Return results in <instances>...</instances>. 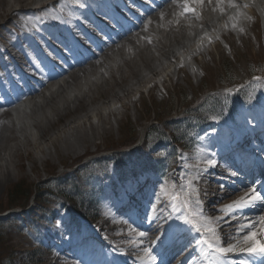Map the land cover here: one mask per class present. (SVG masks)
Segmentation results:
<instances>
[{"label": "rangeland", "instance_id": "obj_1", "mask_svg": "<svg viewBox=\"0 0 264 264\" xmlns=\"http://www.w3.org/2000/svg\"><path fill=\"white\" fill-rule=\"evenodd\" d=\"M19 1L21 0H5L3 5L5 11L11 13ZM26 1L28 2L27 8L32 9V5L37 4L39 6L48 0ZM227 2L228 0H224L223 4ZM214 8L217 9L216 0H212L211 4L205 0L204 5H200L196 13L201 14L209 9L212 11ZM29 13L23 16L19 14L11 21L0 17V35L15 40V38L21 37V30L29 32L28 27L22 29L21 26L14 25L15 21L25 22L26 19H28V24L26 22L25 24L30 25V20L35 22L43 14L33 11ZM183 16L185 15L176 17L174 24H168L161 20L159 24L155 25L156 35L155 33L151 37L147 35L146 38L136 36L135 45L127 46L125 53L115 56L107 67H103L97 78L93 79L92 76L91 80L89 78L88 80L90 82L95 80L94 85L104 84L103 80L110 79L111 73L118 77L129 70V66L140 68L139 77L130 76L124 82L112 84L114 86L111 85L110 90L100 91L98 97L96 95L93 100L84 101V104L75 110L73 104H69L68 110H71L66 115L58 117L59 119L53 116L49 118L55 119L54 122L56 123H53L54 125L46 132L47 134L42 136L36 124L38 120L41 121L46 118V115H50L52 111L49 107L38 109L29 102L27 104L30 105L29 108L20 109L24 120L3 109L6 112L0 114V125H10L13 134L11 131L5 132L7 137L12 135V138L2 142L7 148L5 147V151H0V210L13 206L9 196L14 187L20 186L22 191L30 193L36 187L38 189L39 185L44 187L43 183L49 181L47 179L50 176L56 174V180L47 183L43 190V197L41 199L39 197V200L32 203L26 214V217L29 218L19 215L18 210L15 209L13 212L17 214L0 221V264H26L35 259H41L40 264H49L52 261H57L56 264H83L84 259L82 257L76 259L70 257L73 254L70 252L72 247L69 248L70 250H65L63 254L58 252L59 248L69 246L77 239L82 240L81 251L84 250V246L86 249V245L94 249V244H96L102 249L103 261L104 257L109 254L107 256L109 257V264H138L132 259H140V255L143 253L133 248L141 244L143 239L137 240L135 243L131 239H121L122 241L117 242L119 240L118 226L115 225H119L122 221L119 222L115 219L112 221L109 219L112 217L106 214L111 213V206L115 204L116 197H120L119 186L124 189L140 186L139 190H141L143 188L141 184L147 180L146 177L151 178L150 183L154 181L153 187L156 191L151 199L145 198L146 202L150 200L151 205L149 206H152V203L161 196L167 198V202L164 203V199L157 208L158 226L163 227V224H167L168 221L173 224H180L185 217L199 225L204 217L209 219L215 217L216 220L220 221V226L231 222L237 225L238 219H244L245 215L241 214L227 220L221 219V217L229 211L226 209V205L243 195L249 190V187H244L242 191L237 192L234 199L227 198L217 201L214 205L207 204L205 197L203 199L198 198V192L204 188L209 189L205 185L208 176L200 171H206L207 167H212L207 163L210 154H212L208 148L211 144L222 145L220 140L222 142L234 140L239 129L251 128V121L254 119L258 123L260 116H262V110L264 111V33L260 29L250 33L239 31L238 29L243 28V26H238L237 30L230 28L223 35V42L218 40L208 42L206 49L209 53L204 51L197 53V47L193 41L187 42L183 48L191 49L192 47L194 52H191L194 64L188 67L182 65L178 54L169 57L166 52H163L158 57L159 51L163 50L156 40L163 38L161 39L163 42L169 41L171 37L167 32L168 28L174 27L176 40L172 42L170 48L174 51L181 48L182 41L184 43V40L191 35L190 29L197 27L195 22L193 23L191 19L185 17L186 20L184 21L189 23L190 27L181 32L178 25L181 24ZM33 39L36 40L35 37ZM19 40L20 43H9L8 45L4 43L3 38H0V51L3 49L15 51L20 46L25 47L27 41ZM149 41L155 45L149 44ZM194 43L196 42L194 41ZM196 45L199 46V44ZM167 49L169 50V48ZM182 50L183 53H186V48ZM153 56L158 57V59L151 62L154 69L152 71L147 67L144 68L140 59L141 57L149 59ZM110 57L111 54L109 59ZM73 87L69 88L72 93L68 91L66 96L69 99L81 97L82 87H78L76 91L72 89ZM209 93H211L210 96ZM45 95H50V92L46 91ZM34 98L39 104L44 102L41 95L38 96L37 94ZM207 99L209 100L208 105L217 110L213 113L214 115H228L229 118L225 121L227 125L228 121L235 122L233 132H226L218 125L217 127L209 125L201 128L208 120L206 117L202 116L192 120L189 115H185L188 112H195L196 115L202 113L206 109L203 102ZM248 102H255L256 106L252 105L250 109H247L243 104ZM3 114L7 115L2 116ZM176 117H181L185 121L177 120L178 123L169 125L167 120ZM157 121H161L165 128L166 126H168L167 128L170 127L168 135L173 137L172 140H178L175 145L171 144L172 146H170L167 142L161 141L160 134L157 136L150 134L149 127L156 124ZM71 122L74 123L71 124ZM34 124L37 127L34 128ZM181 136L187 139L185 141L186 147L191 145L194 140L200 144L194 149L188 151L185 149V154L179 156L178 153L183 150L180 141ZM86 140L91 142L86 143ZM132 142H136L134 147L129 149L133 151L132 155L122 157V162L130 164L129 167L136 168L137 164L142 163L144 159L152 162L160 160V169L165 172H157V175L154 174V176L147 174L141 180L128 178L123 184L118 185L117 183L118 186L113 190L112 186L117 182V179L114 166L109 159L103 160L101 163H89L86 167H83L81 163L76 164L87 156L89 159V157L93 158L99 154H106L108 150H124ZM140 142L141 144H139ZM127 150L125 149L124 152ZM67 169L75 172V174L59 179ZM126 169H128L127 166ZM7 171L10 175L7 174ZM193 189H195L194 192ZM189 201L190 203L186 206V202ZM21 203L22 201L17 204ZM35 205L41 211L36 210ZM197 208L204 210L202 212L203 217H197L196 220H193V216L198 213ZM72 212L77 214L80 228H84L81 236L78 234L74 236V239L73 235L76 233L72 228L73 223L70 222L67 229L63 230L55 226V223L60 226L61 221L69 220ZM35 215H39L43 220L38 228L32 219L36 217ZM93 215H98V220L94 223L88 222ZM260 215H264V209L258 215L254 214L255 217L252 219ZM163 219L166 220L162 221ZM93 226L116 227V231L112 228L108 233L109 237L113 238L110 241L114 242L118 251L109 247L113 243L107 241L106 244H102L91 237V234H95L93 231L89 233L90 229H95ZM153 227V235L148 238L149 243L154 241L158 234V229ZM138 230V233L135 232L133 236L139 234L140 230ZM159 231H163V228ZM204 238L201 236L193 239L190 242V248L186 251L182 250L170 264H178L193 249L196 252L195 259H201V261L193 263L194 258H191L189 264H206L208 261L205 259L204 252L201 251L202 248L207 250L206 246L202 244ZM260 238L262 239L255 245L264 247V236H260ZM102 241L105 242L106 240L102 239ZM125 248H129L131 252H126ZM95 253L98 254L97 250ZM119 254L126 255L124 256L126 259L120 257ZM155 254L159 256L158 252ZM59 257L62 260H59ZM225 257L230 264L240 260H251L252 264H264V260L249 257L246 253ZM90 260L91 256H87V262H94V260ZM149 261L150 258L146 260V263Z\"/></svg>", "mask_w": 264, "mask_h": 264}, {"label": "bare ground", "instance_id": "obj_2", "mask_svg": "<svg viewBox=\"0 0 264 264\" xmlns=\"http://www.w3.org/2000/svg\"><path fill=\"white\" fill-rule=\"evenodd\" d=\"M58 1L59 0H48L47 2H42V4L38 7V9L36 8V9L32 10V9H30V7H29V9L27 8L28 2L26 0H21L18 2V5L13 9V11L11 13H7L3 7L5 0H0V2H1L0 3V5H1L0 17H4L7 20L11 21L15 16H17L19 14L23 16V15L29 13L30 11H33L35 13L42 12L43 14H47L48 11L50 9H52L55 12H57L59 10L58 5H57ZM237 1H239V0H235V2H237ZM246 1H251L253 4H258L259 6L264 5V0H246ZM181 2H182L181 0H160V2L154 8H146V14L143 17H139L137 27H135L131 30H128V31H122L121 35L115 37L111 41L110 44L104 45L96 54L91 55L88 60H83L77 64L68 66L65 70H62L59 74H57L54 79H51L53 82H56L57 87L54 91H52L50 93V95H48V96L45 95L41 91L40 87L38 89L32 91L31 94H38V96L41 95L42 100L44 102L42 104H39L34 99L30 100L29 102L33 103L38 109L39 108L43 109L44 107H49L51 109V110L50 109L49 110L52 111L50 113V115H46V118H44L41 121L38 120V122L36 124L38 126V128L40 129L41 135L43 136L56 123V122H54L55 119H49V118H51V116H53L57 119L60 116L66 115L67 112H70L71 109L68 110V107L70 105L73 104L72 106H73V109L75 110L80 105H83L84 101H86V100L91 101L95 98L96 95L98 97V93L100 91L104 92V91L110 90L111 89L110 86L112 84H119L121 82H124L130 76H133L135 78L139 77L140 68L131 67V66H129L128 63H126L129 66V70H127L126 72H123L118 77H116V75L114 73L113 74L111 73V78L103 80L104 84L101 83L102 85L101 84L100 85H94L93 82L95 80L91 81V82L89 81V80H91L90 78L95 75V73L102 71L103 67H107L108 64L110 63V61H112V59L115 56L125 53V48L127 46L135 45L134 40H135L136 36H141L142 38H146L145 32L152 31V28L156 27L155 25L159 24V22L161 20L165 19L166 17H170L173 14V10H174L173 8L177 5H179V3H181ZM237 4H239V3H237ZM220 7L224 8V12H225L224 15H221V12L219 10ZM198 8H200V5ZM217 9L215 11L214 10L211 11V9H209L206 12H203L201 14L196 13L195 15L190 14V15L183 16L184 18L181 20V24L178 25L181 29V32L186 31L190 27L189 23L184 21V20H186L185 17H188V19H191V21L193 23L195 22V26L201 25L202 28L192 27L190 29L191 35L184 40V43H183V41H182V44L180 43L181 48L176 49V51H183L182 49L186 48V53L182 52L180 54L181 57H189L188 52L190 49H188V47L183 48L185 43L191 42V41H193V43H194V41H195L196 43L199 44L203 39H205V37L208 35L209 32L216 31V29H218V27L226 28L225 27L226 25H227V27H229V25L231 24V21L229 20V15H233L236 10L229 8L228 2L220 5L219 7L217 6ZM239 10L242 13V16L239 18V22H241L242 20H244L245 16H244L243 10H241V8ZM217 11H219V12H217ZM211 14H213V15H211ZM256 16H257L256 13L253 11L252 17L255 18V22L252 26L253 30H255L256 28H259V22H258ZM40 20H42V17L38 18V21H40ZM26 22H27V19H26ZM29 24H30V22H29ZM95 24H97V23H95ZM14 25L19 27L21 24L16 22ZM174 31H175L174 27L168 28L167 32H168V34H170V37H171V39L169 41L165 40L163 42V40H161L163 38L156 39V40H158L157 41L158 44L161 45V50H163V51H159L158 57L161 56L163 52H166L169 55V57H173V56H175V54H177L176 51H174L173 49L170 48L172 42L174 40H176V38L174 36ZM154 33H155V35L157 34L156 32H154ZM0 36H1L0 37L1 39L3 38L5 40L4 43H6V44L18 43V40H10V39H7L6 37L2 36V35H0ZM36 36L38 38H40L39 35H36ZM19 39L27 41V38L23 33H21V37ZM90 39L91 38H89V40ZM136 40H135V42H136ZM153 41H155L154 38H153ZM150 43L155 45V43H153V42H150ZM167 48H169V50ZM77 49L79 51H81L80 47H78ZM29 52H37V50H35V48L29 44L28 48H26V49L19 48L18 52L12 56H9L8 50H5L4 55L9 56L11 58L12 57L17 58V59L22 58L24 60V67L26 69H28V70L36 69L35 62L28 55ZM109 53L111 54L110 59H109V55H110ZM158 57L153 56L149 59L141 57L140 61L142 62L144 68L147 67L149 69H152V71H153L154 70L153 64L151 62L157 60ZM190 59H191V57H190ZM106 60H107V62H106ZM2 66H3V60H2V58H0V67H2ZM88 78H89V80H88ZM59 79H60V81H58ZM46 84H47V82H43L42 86H45ZM123 84H122V86H123ZM112 86H114V85H112ZM70 87H73L72 89L75 91L77 90L78 87H80V88L82 87V89L84 91L81 89L82 90L81 97H75V99L74 98L69 99L68 96H66V94L68 91H70V89H69ZM70 93H72V92L70 91ZM57 98H59V99L56 101ZM29 102H28V104H29ZM29 106L30 105H26L25 108H29ZM13 111H14V115L21 118V120H24V118L21 116L22 112L20 113V109H18L17 107H14ZM41 111H43V110H41ZM60 112H63V113H60ZM2 113H0V114H2ZM6 115L7 114H3L2 116H6ZM45 121H47V122L44 123ZM72 123H74V122H71V124ZM37 126H35V124L33 125L34 128ZM6 131H11V133H12L13 129L11 128L10 125L1 124L0 125V151H5L6 150L5 147L7 148V146L4 145L2 142L12 138V135H9L7 137V135L5 134ZM89 142H91V141L86 140V143H89ZM17 155H18V153H17ZM16 158H17V156H16ZM210 167H207L206 171L205 170L200 171L202 173L207 174L208 177H207V182L205 185H207L209 187V189L204 188L200 192H198L199 193L198 198L203 199L205 197L207 204L214 205L217 203V201L219 202V201L227 199V198L234 199L235 194L237 192L242 191V189L245 187L246 183L244 181L241 183L236 182L237 185H231V183L235 180V175L237 174L234 171L235 169H232V165H228V167L231 168V170L221 169L219 163L216 165H212L211 168ZM8 172L9 171H7V174L10 175V173H8ZM233 172H235L236 174L233 175L232 174ZM217 175L221 176V178H213V177H216ZM257 177H258L257 174H254L252 176L253 179H257ZM218 179H221V181ZM254 188L257 189L260 194L264 193V175L262 176L260 181L258 183H256ZM248 192L243 194L239 198L232 200L229 203V205L233 204L235 201L240 200L241 197L246 196L248 194ZM202 193H205V194H202ZM154 195L155 194L153 193V196ZM162 199H163L162 196L157 198V200H155L152 203V206H148V204H146V207L148 209L146 210L145 213H146V217L148 218V220L151 218L150 211L157 209L159 203L162 202L161 201ZM226 206H228V205H226ZM226 209H227V207H226ZM263 209H264V206L259 207L256 211L246 212V213H244V214H247L245 218H251L252 219L253 217H255L254 214L258 215L259 213H261V211H263ZM251 213H254V214H251ZM244 214H242V215H244ZM245 218L242 220H238V221L242 222L245 220ZM115 220L120 222V220H118V219H115ZM145 221H147V220H145ZM234 224L235 223L231 222V223H228V224L222 226V230L220 232L221 239L226 240V239H228L230 234L235 233L237 225H234ZM115 226H118L117 231H118L119 240L117 242L122 241L121 239H123V240L131 239L133 241V243H135L137 240L143 239V242L141 244L136 245L133 248L136 251L142 252L143 255L142 254L140 255V259L134 258L132 260L137 261V262H141V263H145L146 262L145 258L147 256H146L145 251L143 249H146L148 247H153V244L148 242V238H149V236L153 235L152 229L154 228L153 227L154 225L153 224L149 225L147 223V226H145L144 228H138V227H136L138 225L133 224V222H131V221H126V222L122 221V223H120L119 225H115ZM113 229L116 231V227H113ZM133 229H136V230L134 231ZM138 229L140 231H145V230L148 231V235L146 237H143V238L140 237L139 234L137 236H135V235L133 236V234L135 232H137ZM261 239L262 238H260V236H259L256 239L255 244L258 243V241ZM117 242H115V243H117ZM112 243H113V245H115L114 242H112ZM184 244H185V242L182 244L181 247H183ZM174 247H175V244H174V246L172 244L169 247L170 248L169 249L170 255L168 256V260H167L168 262H172L178 256V251L181 248V247H178L177 249H175ZM125 249H126V252L130 251L129 248H125ZM63 250H66V248H64ZM59 253L63 254L60 251H59ZM233 254H236V253H233ZM233 254H229V255H233ZM229 255H227V256H229ZM73 258L76 259L77 257L74 256ZM188 259H189V256L183 261L182 264H185V262ZM59 260H62V258L59 257ZM56 262L57 261H54V262L52 261L49 264H56ZM71 264H74V263H71Z\"/></svg>", "mask_w": 264, "mask_h": 264}, {"label": "snow or ice", "instance_id": "obj_3", "mask_svg": "<svg viewBox=\"0 0 264 264\" xmlns=\"http://www.w3.org/2000/svg\"><path fill=\"white\" fill-rule=\"evenodd\" d=\"M205 0H184V4L181 6V15H195L196 9L193 5H204ZM208 3L211 4L212 0H208ZM224 3V0H216V4L219 7ZM228 7L236 10L233 15H229V20L231 21V28L233 30H237L239 24V18L242 16L240 8H247L248 5H239L235 3V0H228ZM216 10L215 8L213 9ZM221 15H224V8H219ZM198 18V17H197ZM227 27V25L225 26ZM239 31L243 32V28H239ZM151 41H149L150 43ZM65 51L68 55L61 54L56 59L64 61V63H68L69 60L78 61L80 57L83 56V53L79 52L74 47H70L68 45L64 46ZM52 56H55V53H49ZM51 67H45L43 62L36 65L37 70L45 73L46 79H54L56 77L57 68H60L62 71V65H59L55 62L49 61ZM210 165H215L216 161L214 159H209L207 161ZM233 175L236 173L233 172ZM195 189H193V192ZM175 199V197H174ZM189 202H186L189 204ZM257 204L264 205V195L260 194L259 191L255 188L250 189L248 194L244 197H241L240 200L235 201L233 204L226 206L228 210H241L246 207H256ZM223 211V210H222ZM197 217H203V213H197L193 216V220H196ZM147 219V218H145ZM223 219V217H221ZM154 221H147L149 225H151ZM184 225L191 227H196L192 220H189L185 217L182 221ZM212 223H215L217 227H212ZM180 224H172L169 223L168 227L163 229V231L158 230V234L155 237V240L151 243L154 247H148L143 249L145 254L150 258L151 264H170V262L166 261L165 256L167 254V249L170 241L172 240V235L175 231L180 230ZM134 231L136 229H133ZM222 230V226H220V221L216 220L215 217L211 219L204 217L202 221H200V227L196 228V231L201 236L205 237L202 240V244L206 246L202 248L201 251L204 252L206 257H213L218 259L221 256H227L229 254H247L252 258H260L264 260V247H257L255 245V241L259 236H264V215H260L255 219L245 218L243 222L238 221L236 231L234 234H230L229 238L226 240L221 239L220 232ZM148 235V231H139L140 237H146ZM159 253L157 256L155 253ZM236 264H252L251 260H240L237 261Z\"/></svg>", "mask_w": 264, "mask_h": 264}, {"label": "trees", "instance_id": "obj_4", "mask_svg": "<svg viewBox=\"0 0 264 264\" xmlns=\"http://www.w3.org/2000/svg\"><path fill=\"white\" fill-rule=\"evenodd\" d=\"M203 104H204L203 106L206 107V109H204V111L202 112V116L205 113L213 114L214 112L217 111L215 108H213L210 105H208L209 104V100L208 99H207V101L203 102ZM157 123H160V122H157ZM149 131H150V134L152 136H157V134H160V136L162 137L163 140H167L168 135L166 133H167V131H170V129L169 128L161 129L159 125L154 124V125H151L149 127ZM180 138H181V140H184V139H182L183 136H181ZM146 163L147 164L144 165V166H148V167L154 169V166H155L154 163H152V162H146ZM116 166H117L118 172H121V170H122L121 165H116ZM120 176H121V174H120ZM49 182H52V180H49V181L43 183V185L46 186V184L49 183ZM44 187L42 185H39L38 189L36 187L34 189V191L33 192L31 191L30 193L28 191H22V189H21L20 186L14 187L13 192L9 196L10 197V200H11V203H13V206L10 207V208H14V207H25L27 205L28 201H29V198L33 194L36 195V200H39V197L41 199L43 197ZM21 201H22L21 204H17V203H19ZM10 208H7V209H10ZM4 210H6V209L0 210V213L3 212ZM3 220H6V219L0 218V221H3ZM35 222H37V221L35 220ZM41 262H42L41 259H35V260H31L30 262H28L26 264H37V263L40 264Z\"/></svg>", "mask_w": 264, "mask_h": 264}]
</instances>
